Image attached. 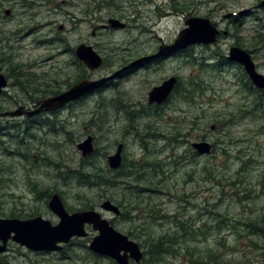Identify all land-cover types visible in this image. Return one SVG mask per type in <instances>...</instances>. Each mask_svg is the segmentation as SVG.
Returning <instances> with one entry per match:
<instances>
[{"label": "rangeland", "instance_id": "obj_1", "mask_svg": "<svg viewBox=\"0 0 264 264\" xmlns=\"http://www.w3.org/2000/svg\"><path fill=\"white\" fill-rule=\"evenodd\" d=\"M63 1L40 5L39 16L30 21L25 18L29 7L11 3L12 0H0V58L5 61L2 70L10 75L13 74V65H20L24 74L36 76L28 78L33 86L55 91L52 96L73 85L78 72L71 65L74 56L64 54L67 48L82 43L92 46L104 57L105 66L96 71L87 70L88 79L95 80L111 76L123 65L170 44L190 17L217 22V29L222 34L215 44H198L184 51L182 56L116 77L85 101L60 110L54 128L60 130L58 134H52L47 128L16 129L11 124H24V118L0 117V204L4 214L0 217H8L13 209L25 214L32 210L53 224L59 223V218L45 206V198L34 191V183L29 181H36L59 193L71 213L82 210L83 201L100 211L103 190L77 189L79 185L76 184L64 186L56 177L58 170L55 166L73 171L88 159L85 164L91 161L111 178L107 157L115 152L117 144L125 143L124 165L133 161L141 164L160 162L166 172L167 185L155 188L151 200H145L142 206L156 205L162 210L161 214L178 215L186 221H207L210 227L222 224L225 230L232 228L236 234L210 231L207 239H201L204 245L200 243L199 247L215 250L217 243L222 242L225 247L219 252L224 253L229 264H264V251L251 248V240L258 242V238L248 237L245 229H240L243 235L239 236L240 230L236 229L241 226L240 222L264 213V117H259L264 114V92L255 88L260 95V105L254 108V96L243 78L245 72L241 66L226 60L230 49L238 46L251 53L257 70L264 75V7H260L264 0ZM7 9L12 10V17L5 16ZM233 13L235 15L230 16ZM85 17L87 21L82 23ZM111 18L124 22L126 28L103 27ZM46 23L50 26H45ZM22 24L35 31L26 35L29 31L22 29ZM62 25L64 29L59 30ZM58 36L63 37L64 42L53 40ZM34 40H39V45ZM32 65L35 68L33 73L29 69ZM44 73L49 77H43ZM172 76H178L180 83H185L177 90H182L189 81L195 85L197 81L199 86L190 84L188 91L192 100L184 99L175 91L167 103L159 106L162 113L156 119L157 110L153 113L154 109L150 108L148 94ZM27 84L22 81L21 87L36 90ZM14 89L8 87L6 93L0 95V108L13 111L20 105L33 106L34 101L24 99L25 95ZM2 112L5 111L0 110ZM96 112L101 114L102 121L96 118L95 123L101 128L91 122ZM48 117L50 122L55 121L52 114L43 119ZM30 125L35 126V123ZM133 126L135 129H131ZM128 129L131 133H135L131 130L141 132L143 139L127 133ZM172 133L176 136V143L166 139ZM89 135L94 137L98 153L93 159H83L77 147ZM198 141L215 146L211 154L198 155L192 148V143ZM6 142L12 145H6ZM17 143L24 144L18 148ZM27 147L33 149L30 164L28 159L20 156L25 154ZM204 164L213 168L219 183L207 181L209 175L203 169ZM189 171L191 178L186 175ZM149 175L152 177L153 172L150 171ZM117 182L120 187H112L107 192L118 197L123 184H133L127 180ZM102 215L115 220V228L143 248L147 238L159 237L173 227L172 219L154 222L141 211L133 213V221L103 212ZM89 233L91 237L97 234L95 231ZM89 252L85 247L74 246L63 254L73 257ZM56 254L47 257L50 254L33 253L11 242L5 257L8 264H28L27 257L46 264H72L71 259L60 260ZM186 263L191 264L189 259L167 257L163 264Z\"/></svg>", "mask_w": 264, "mask_h": 264}, {"label": "water", "instance_id": "obj_2", "mask_svg": "<svg viewBox=\"0 0 264 264\" xmlns=\"http://www.w3.org/2000/svg\"><path fill=\"white\" fill-rule=\"evenodd\" d=\"M260 7H264V1ZM233 15L235 14H230V16ZM109 25L114 29L126 27V24L118 19H110ZM217 26V22L213 23L208 18L190 17L185 22V28L180 31L172 44L162 45L157 54L136 60L130 64V67L138 66L151 59L166 57L194 45L213 44L220 34ZM76 55L92 71L99 69L103 65V57L92 46L86 44L79 45ZM228 60L241 65L254 87L264 90V75L257 70L250 53L239 47H232ZM122 71L98 80L84 79L68 91L41 101L39 108L36 110L27 112L23 106H20L15 112L9 114L12 116H22L24 113H27L28 116H35L42 111H56L102 88L107 82L118 77ZM176 83L177 78L171 77L159 86L154 87L149 92V104L160 105L167 101L173 93ZM7 85L8 79L2 73L0 65V92ZM93 140V136H89L78 145L83 157H89L94 153ZM193 147L201 155H208L212 151V145L207 141L196 142L193 144ZM123 149L124 145L119 144L116 152L108 157V165L111 169L116 170L121 167ZM49 209L59 217L60 221L57 225H53L51 221L41 216L26 220L0 218V254L7 250L9 241H13L35 252L59 251L62 249V244H68L74 238L87 237L86 227L91 226L98 233L92 239L89 246L90 250L95 254L109 257L115 260L117 264H130V259L140 262L143 258L144 254L140 245L131 240L129 236L118 231L109 220L102 216L101 212L91 209L69 213L58 193L52 195L49 201ZM101 209L116 215L121 213L120 208L110 200L104 201ZM0 264L2 263L0 262Z\"/></svg>", "mask_w": 264, "mask_h": 264}, {"label": "trees", "instance_id": "obj_3", "mask_svg": "<svg viewBox=\"0 0 264 264\" xmlns=\"http://www.w3.org/2000/svg\"><path fill=\"white\" fill-rule=\"evenodd\" d=\"M1 62L4 63L5 61L1 59ZM106 65V60H104V66ZM13 72L14 74H11L9 77L14 82H19L26 80L28 83H30V80L28 79L29 76L27 74H24L22 72V67L20 65H13ZM243 78L246 79V86L250 89V94L254 96L253 106L256 108L258 105H260L259 102V94L255 90V88L250 83L248 77L246 74H243ZM31 84V83H30ZM185 83L178 84V87L176 88V92L178 91L181 96L184 99L192 100L193 97L189 96L190 92L188 91L190 84H193L194 86H199L198 82L196 81V85L193 82L186 83L187 86H184L182 90H177L181 85ZM13 85V84H11ZM70 86V85H69ZM21 87V84H20ZM191 88V87H190ZM187 93V94H186ZM259 95V96H258ZM258 96V97H257ZM7 108L1 107V111H5ZM156 119H159L162 112H159L160 109L156 108ZM162 110V109H161ZM259 117H264V114L262 113L259 115ZM99 118V121H102L101 114L99 112L94 113V118L91 122L95 123V119ZM31 121V119L25 120L24 124H18L16 122H13L11 127H14L16 129L26 127L27 130H31L32 125L28 124ZM60 123V122H59ZM58 123V124H59ZM28 124V125H27ZM101 128V126L98 123H95ZM133 125V124H130ZM29 126V127H28ZM35 126L39 129L43 130L47 129H54L56 126V120L49 121L47 119L45 120H39L36 121ZM64 131V130H62ZM129 131V130H128ZM133 131V130H131ZM137 137L140 139H143L142 133L139 131H136ZM156 138H159L161 136L155 135ZM171 142L176 143L177 139L176 136L171 134V136L166 137ZM144 141V140H142ZM143 146V143H141ZM144 147V146H143ZM215 147V146H214ZM25 150V154H22L23 158L28 159V163H31V158L33 156V149H28V147ZM98 150L96 149V152L94 156L91 157V159L95 158L97 155ZM227 152L223 150V155H226ZM49 160V159H48ZM87 160L84 161V163L79 166L75 170H71L68 167L61 166L58 170L57 179L61 181L64 186H70L73 184L79 185V187H86L88 190H95V189H102L104 192L103 198L109 199L112 202L116 203L121 207V209H124L125 212L122 213L124 219L133 221L135 218L133 217V213H139V211L143 212L145 214V217H151L152 220L155 222L157 220L167 219L170 218L171 223L173 224V227L167 231L165 234L155 237L150 236L145 241V254L149 257V263L151 264H163L165 262V259L167 257H174V258H180V256L187 255L190 257L192 264H229L228 260L224 258V253L219 252L223 248V245L221 243H217V249H207L203 248L201 249L198 245V243L204 245V241L202 242L201 239H207V236L210 231L215 232L219 230H223L222 224H217L215 227H210L209 222L203 221V220H190L186 221L184 217H178V215L169 216L168 214H161L162 210L158 208L156 205L147 208V206H142L145 202V200H151V194L154 193L155 188H159L160 185H167V181H165V174L163 165L159 163H151L147 162L145 164H141L139 162H132L130 165H125L124 169H121L116 172H111L109 170V173L112 174V177L109 178V176H106V172L102 171L100 169H97L94 163H91L89 161V164H85ZM28 164V165H29ZM128 166V167H126ZM27 169V167L25 166ZM151 169V170H150ZM204 171L208 173L207 181H216L217 175L214 173V170L212 167H209L207 164H204L203 167ZM150 171L153 172L152 177H150ZM148 173V174H147ZM188 178L192 177V173L189 171L186 173ZM118 180H127L132 182L133 184H123L122 192L118 196H114L115 194H109L108 189H111L112 187H120V182L118 183ZM34 183V190L41 194L45 198V206L48 204L49 198L52 194V191L47 189L46 187L42 186L36 181H32ZM31 183V182H30ZM44 189V191H43ZM164 189V188H162ZM79 197V196H78ZM246 198V194L244 195ZM89 203V202H88ZM86 203V201H83L82 209H91L93 208L92 205H89ZM3 209L1 208L0 204V216H3ZM36 215H40L38 212H34L30 210L28 214H25V212H18L17 209H13L11 214H9L8 217H16L20 219H26L30 217H34ZM113 223L115 221H112ZM197 222L199 224H197ZM241 226L236 227L237 230L245 229L248 233V237H257L258 242L251 240V248L255 250H263L264 251V213L259 215H254L252 218L247 219L240 222ZM133 234L132 232H130ZM243 231H238V235L241 236Z\"/></svg>", "mask_w": 264, "mask_h": 264}, {"label": "flooded vegetation", "instance_id": "obj_4", "mask_svg": "<svg viewBox=\"0 0 264 264\" xmlns=\"http://www.w3.org/2000/svg\"><path fill=\"white\" fill-rule=\"evenodd\" d=\"M55 2V0H12V2L11 3H15V4H17V3H20L21 5H24V7H29L30 8V10L29 11H26V13H25V18L26 19H29L30 21H33L36 17H38L39 15H38V7L40 6V5H42V4H45V3H47V4H49L50 2ZM67 1H69V0H64L63 1V3H67ZM71 2H73V0H70ZM76 1V0H75ZM85 2H86V0H85ZM11 10V9H10ZM11 12H12V10H11ZM9 17H12V13L10 14V15H8ZM87 21V17H85L84 19H82V23H85ZM55 23H53L52 24V26L54 25ZM75 25H76V23H75ZM45 26H50L48 23H46L45 24ZM104 27L105 28H108V26H106V25H104ZM22 29H26V30H28L29 32H27L26 33V35H30L32 32H34L35 30L33 29V28H30L29 26H27V25H24V24H22ZM62 29H64V26L62 25V26H59V30H62ZM51 33V32H50ZM226 34H228V32L226 33ZM53 40H61V41H63L64 42V38L63 37H61V36H58V37H54L53 38ZM35 41H37L36 43H37V45H39V43H40V41L39 40H34L33 42H35ZM82 44V43H81ZM80 45V44H79ZM77 47H78V45H76V46H74V47H71L70 49L69 48H67V49H65V51H64V54H66V53H69V54H72L73 56H74V60H72L73 61V63H71V65L73 66V67H76L77 69H78V72H77V74H76V76H75V79L73 80L74 82H73V85H70V87H72V86H74V84H76V83H78L79 81H81V80H83V79H86V78H89L88 76H89V74H88V71L87 70H89L88 68H87V66L83 63V62H81L78 58H77V55H76V50H77ZM158 50L159 49H157L153 54H151V55H154V54H156L157 52H158ZM151 55H148V56H151ZM183 55V52H178V53H175L174 54V56H172V57H176V56H182ZM144 57H147V56H144ZM144 57H142V58H144ZM171 57V55H169V57L168 56H166V57H160V58H156V59H151V60H149V61H146V62H143L142 64H140V65H138V66H131L130 67V64L132 63H130V64H128L127 63V65H123V71L119 74V77H122V76H125V75H127V74H129V73H132L134 70H136V69H138V68H149L150 67V65L151 64H153V63H156V64H158V63H161V62H163V61H165V60H167V59H170V58H172ZM54 59V58H53ZM139 59H141V58H139ZM138 59V60H139ZM136 60V59H135ZM227 60V62H228V59H226ZM134 61V60H133ZM29 69H30V71L33 73V71H34V65H32L31 67H29ZM69 84V83H68ZM14 86H18V84L16 83ZM69 86V85H68ZM68 88L66 87V89L65 90H67ZM18 90L20 91V93L21 94H23V95H25V96H23L24 97V99H26V100H28V101H34L33 103H32V105L33 106H30V105H22V106H24L25 108H28V109H32V108H35V107H38V105H37V103H39V102H41L42 100H44L45 98H48V97H50V96H52L53 94V92H55V91H53V92H51V91H45V90H35V91H32V90H29V89H21L20 87H18ZM64 90V91H65ZM56 92H58V91H56ZM62 92V91H61ZM30 93H32V94H30ZM33 93H34V95H33ZM38 93H40V94H38ZM38 94V95H37ZM46 94H48V95H46ZM46 95V96H45ZM23 99V100H24ZM17 102H19V103H24L23 101H21V100H16ZM25 104V103H24ZM30 106V107H29ZM150 106V108L151 109H154V112L153 113H155V110H156V108H157V106L156 105H149ZM159 107V106H158ZM160 109H161V107H159ZM46 114V113H45ZM48 115H50V114H46L45 115V117L46 116H48ZM30 118V117H29ZM39 118H44V114L42 115V116H40ZM26 119H28V117H26ZM25 119V120H26ZM25 120H24V122H25ZM36 120H35V118L33 119V121L32 122H35ZM28 125V124H27ZM29 127V126H28ZM29 128H31V130H41V129H39L38 127H36V126H32V127H29ZM28 128H26L25 129V131H28L27 130ZM21 130H16V132H20ZM52 134L53 133H57L58 134V132L60 131V130H49ZM31 134H33V132H31ZM57 134H54V135H57ZM9 138H11L10 136H9ZM17 138H18V136H17ZM19 138H20V136H19ZM21 139V138H20ZM13 141V140H12ZM18 142H20V141H18ZM6 145H12L11 143H5ZM24 143H17L16 144V146L19 148L20 146L19 145H23ZM124 149H126V145H125V148ZM21 157H23L22 155H20ZM124 157V161H125V155L123 156ZM124 167H125V165H124V162H123V166L121 167V169H124ZM120 169V170H121ZM111 214L112 215V213H110V212H105V214ZM114 217H116L117 218V216L119 217V216H123L122 214H119V215H117V216H115V215H113ZM111 221V223H113L112 221H115V220H110ZM114 224V223H113ZM87 233H88V237L87 238H74V239H72L68 244H66V245H64V246H62V249L61 250H59V251H57L59 254H56L57 252H53V253H51V252H33V251H31V252H33V253H37V254H42V255H46V254H50V255H46L47 257H50L51 256V254L53 255V254H56V256H58L57 258L58 259H60V260H63V259H65V258H68V259H71L72 260V264H107L108 262L109 263H111V264H117L116 263V261L115 260H113V259H111V258H109V257H104V256H101V255H98V254H95L94 252H92L91 250H90V248H89V246H90V244H91V242H92V239H93V237H91L90 236V231H93V229H92V227L91 226H88L87 227ZM223 231H228L229 233H231V234H236V231L235 230H232V228H229V230H225V229H223ZM94 232V231H93ZM84 241H86V244H84L83 242ZM203 242V241H202ZM222 245H223V247H225V244L224 243H222V242H220ZM199 244V243H198ZM10 245H11V241H9V243H8V246H7V250L4 252V253H2V254H0V262L2 263V264H8V262L6 261V257H5V255H7V253L9 252V250H10ZM74 246H82V247H85V248H87V249H89V254H87V255H73V257L72 256H70V255H64L63 253H67V252H69L70 250H71V248L72 247H74ZM142 249H144L143 248V246H142ZM30 251V250H29ZM143 253H144V255H143V258L141 259V261L140 262H136V261H134L133 259H130L129 260V263L130 264H151V263H149L148 261H149V257L145 254V250H143ZM180 258H182V260H186V259H189V261L191 262V260H190V257L189 256H187V255H183V256H180ZM224 258L227 260V258L225 257V255H224ZM27 262H28V264H46V263H44L43 261H41V260H38V259H35V260H31L30 258H28L27 257ZM49 262V261H48ZM187 264V263H186ZM192 264V263H191Z\"/></svg>", "mask_w": 264, "mask_h": 264}]
</instances>
